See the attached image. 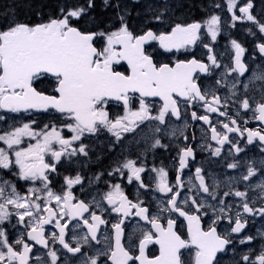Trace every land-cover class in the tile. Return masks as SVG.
<instances>
[{"label":"snow or ice","instance_id":"obj_1","mask_svg":"<svg viewBox=\"0 0 264 264\" xmlns=\"http://www.w3.org/2000/svg\"><path fill=\"white\" fill-rule=\"evenodd\" d=\"M102 3L105 9H116L119 27L87 31L76 26L74 21H79L89 9L96 7L95 0H86V5L64 4L60 7L58 15L50 16L43 22L14 20L7 26L0 27V109L12 113L54 110L65 118L59 129L55 124H45L43 128L36 130V122L30 121L12 126L11 130H0V142L6 145L0 147V170H12L15 167L18 169L15 174L19 179L39 182L41 185L29 187L26 194L21 195L15 184L7 180L0 181V264H30L32 246L24 240L23 234L10 241L3 227V223L9 221L13 215L18 224L29 229L26 233L28 239L45 248H48L49 240L45 236L44 225L54 221L58 234L52 233V243L58 242L68 253L80 254L84 257L81 264H100L101 257H106L110 264H186L182 259L184 249H194L191 264H219L218 253H225L232 245V234H239L246 228L247 222L242 220L244 214L264 216V207H252L246 191L236 189L224 191L222 196L219 195L216 191L218 184L210 188L199 167L195 169V179L199 182L197 195H187L184 199H180V196L185 182L179 174L175 184L171 185L164 168L153 169L158 174V191L170 195L166 202L158 201L159 207L155 214L151 213L149 207L144 206L143 201L130 200L119 183L111 185L110 190L103 195V200L111 206L112 213L122 215L111 225L114 235L105 237L106 241L114 243L109 242L106 251H97L94 255L84 252L83 247L90 246L91 241L99 243V226L106 225L108 221L97 215L89 203L73 195V186L82 184L83 177L80 174L75 177L65 176L67 190L60 193L53 191L51 187L49 173L57 170V163L63 157L67 156L70 160L77 154L88 155L87 146L82 142L78 148L73 146L74 142L81 141L86 133L95 134L103 127L119 140L123 133L132 132L143 121L157 120L163 124L166 122V114L169 113L179 119L181 104L194 107L201 103L207 113L218 112L220 116L227 117L229 122H219L225 130L224 134H221L217 126L212 124L209 115H198L196 111L191 113L194 120H202L209 125L211 139L219 145L231 144L232 149L240 153L243 149L238 143H233L227 133L238 132L241 136L247 133L248 143L251 144L258 138L261 151H264V128L241 129L236 117L229 115L227 111H220L221 97L216 95L215 91L210 94L208 89L202 90L198 83V73L211 74L213 67L221 66L210 43L203 44L208 50L207 63L195 57L161 63L154 59L153 52L148 51L150 42H157L159 47L168 53L173 49L179 51L195 45L201 40V29L204 26L211 41H216L220 23L218 15H211L204 25L200 22L176 23L171 26L170 31L157 32L148 28L137 34L130 30L127 22L128 9L122 7L119 0L115 3L102 0ZM236 7L237 0H227V10L232 14L233 22H252L258 31L264 34V22L252 14L253 0H247L246 4L239 7V16L234 11ZM154 18L161 20L162 13ZM98 39L103 41L101 47L96 46ZM231 45L235 50V66L225 68L228 73L238 72L243 75L247 71L245 63L242 62L246 50L236 40H232ZM256 47L259 53L264 55V42L258 43ZM122 62L127 65L123 71L118 70L123 67ZM254 78L264 81V74ZM44 82H47L46 87L41 88L40 85ZM216 83L219 85L220 81L217 80ZM225 86L229 87V91L235 96L236 93L232 89H235L236 84L226 83ZM248 86L247 83L244 84L246 90ZM149 97L159 98L163 102L155 116L152 115L153 109L147 101ZM112 101L122 104L124 109L123 115L115 119L110 118L107 110ZM137 103L138 107H134ZM238 103L242 109L252 112L253 119L264 122V102L256 103L253 108L245 96ZM223 106L227 107V99L224 100ZM236 115H240L239 111ZM4 119L5 117L0 115V121ZM62 128H67L72 133L70 138L62 135ZM24 137L31 138L35 143H28L27 147L21 146ZM156 146L166 147L159 139L153 144V147ZM46 154L50 155L55 163L47 162ZM220 154L221 147L212 150L213 156ZM193 156L191 147L181 149L179 170H183L187 166V158ZM135 164V161L128 159L108 172V175L119 173L123 176L127 170L129 183L134 179L140 182V187L147 188L148 185L141 177L145 169ZM249 165L246 174L242 175L243 181H249L256 174L251 162ZM227 167L235 169L238 163H228ZM96 179H100V176ZM187 183L191 193L197 186L191 178ZM258 187L264 194V182ZM201 191L216 203H207L204 200L198 202L197 196ZM229 196L241 198L235 211L232 203L224 199ZM261 199H264V196ZM53 201L55 207L51 206ZM93 204L104 210L100 201L93 200ZM9 206L14 211H10ZM189 208L194 210H186ZM208 208L212 210L213 218L205 229L202 221L207 216ZM165 212L169 213L166 226L161 223L162 214ZM85 214H88L90 219ZM172 214H178L177 218L173 219ZM132 215L150 224L151 228L142 231L138 243L132 241V246L126 247L122 243V225L124 218ZM180 217L187 222L186 238L177 227ZM224 219H227L231 227L230 232L221 234L217 225ZM78 220L83 221L87 232L83 236L76 235L75 230L80 229L81 225L78 222L75 224L73 247L65 237L69 221ZM261 235L264 236V233ZM253 239V236H246L239 242L245 244ZM149 244L159 246L158 255L147 254ZM136 252L138 254H135ZM47 255L51 264H58L55 249H49ZM241 259L245 264H264V248L254 260L249 254H244ZM36 260L39 261L40 257H36Z\"/></svg>","mask_w":264,"mask_h":264},{"label":"flooded vegetation","instance_id":"obj_2","mask_svg":"<svg viewBox=\"0 0 264 264\" xmlns=\"http://www.w3.org/2000/svg\"><path fill=\"white\" fill-rule=\"evenodd\" d=\"M247 3V0H237V7L234 9L236 15L239 13V7ZM254 8L252 14L257 17L258 20L264 22V0H253ZM213 14L220 17L219 32L217 33L216 41H211L210 35L207 33L206 26L201 29V40L197 41L195 45L189 46L186 49H180L179 51L173 49L171 53L165 52L161 49L157 42H150L151 46L148 47L149 52L154 53V59L161 63H168L175 59H192L195 57L198 60L204 62L207 61L208 50L203 47L204 43H210L213 48V54L216 56L219 64V68L213 67L211 74L198 73V83L201 85L202 90L208 89L211 94L215 91V94L221 97L220 111H227L229 115L234 116L238 120V125L241 129L249 128L256 130L258 128H264V122L257 121L252 118V112L244 110L240 107L238 101H242L245 96L250 100L252 107L258 102H264V81L257 80L254 77L256 75L264 74V55L260 54L257 49V44L264 42V34L258 31V28L252 22L241 20L233 22L231 20V13L227 10V0H225L221 7L218 8ZM211 14V15H213ZM210 15V16H211ZM201 19L198 21H187V23L200 22L204 25V22L208 20ZM233 23L235 26H233ZM176 24V23H175ZM164 25V24H163ZM162 24L157 23L154 31H170V28L163 27ZM250 29V31H249ZM236 40L245 48V53L242 57V62L245 63L247 71L241 75L238 72L228 73L225 66L228 68L234 67V55L235 50L231 45V41ZM103 41L97 40V47H101ZM123 67L118 70L123 71L127 68L125 62H122ZM219 80L220 84L217 85L216 81ZM44 82L40 85L41 88L46 87ZM236 84L235 96L229 91V87L225 84ZM249 86L247 90L244 88V84ZM50 91V89H48ZM230 97V99H229ZM227 99V107L223 106L224 100ZM147 101L152 107V115L155 116L159 112V108L162 106V101L159 98H147ZM134 107H138V103L134 104ZM107 110L110 114V118L115 119L117 116L123 115L124 109L122 104H118L112 101L107 106ZM196 111L198 115H209L212 124L216 125L218 131L224 134V129L219 122H229L227 117H222L219 113H207L201 103H197L194 107H186L183 104L180 106V118L177 119L171 114H166V122L161 124L157 120H146L140 123L136 129L132 132L123 133L121 139L117 140L116 137L107 131V129L101 127L95 134H85L81 138V141L74 142V147H79L82 142L87 146L88 155L77 154L74 157H63L62 160L57 163V170L50 172L49 177L52 181L51 187L53 191L60 193L62 190H67L64 183V177L80 174L83 177L82 184L74 185L72 188L73 195L79 199L89 203L97 215H101L103 219L108 221L106 225H100L98 229L99 243L91 241L90 246H84L83 251L89 255H94L97 251H106L109 242L105 237H112L114 235L112 230V223L117 222L121 215L111 212V206L107 204L106 200H103V195L110 190V186L116 183L121 185V189L124 194L133 202L143 201L144 206L149 207L152 214L157 212L159 207L158 201H165L170 198V195L164 194L158 191L156 185L158 182V174L153 169L164 168L167 173V180L171 185L175 184L176 177L179 174L185 182V186L181 189L182 195L180 199H184L187 195H197L199 182L195 179V169L197 167L202 169V175L205 177L206 183L210 188L214 184H218L216 191L219 195H223L224 191L240 190L247 192V199L254 208L264 207V199H261L264 194L260 192L258 185L264 182V151H261L260 142L254 139L253 143L249 144L247 141V133L243 136L238 132L227 133L233 143H238L239 147L243 149L242 152L236 153L232 149L231 144L226 143L221 146L216 141L211 139V130L208 124L202 120H194L191 113ZM239 111L240 115L236 113ZM0 115L5 119L0 121V130H11L12 126H19L24 122L35 121L34 127L39 130L44 127L45 124H55L57 128H61L62 122L65 118L54 110L48 112L30 110L29 112L12 113L9 111H2L0 109ZM247 121V123H245ZM159 129V131H157ZM62 135L65 138H70L72 133L67 128H62ZM187 137V139H185ZM159 139L161 144L166 147L156 146L153 147L155 140ZM28 143H35L34 140L28 137L22 138L23 147H27ZM211 146V147H209ZM0 147H6L0 142ZM59 147L58 145L56 146ZM191 147L194 151L193 157L187 158V166L183 170H179V153L183 148ZM216 147H221V154L219 156H213L212 150ZM47 162L55 163L50 155L46 154ZM128 159L136 162L135 166L143 167L144 172L141 173L142 180L147 188L140 187V182L133 179L132 183L128 182L127 170L125 174L121 176L119 173H114L112 176L108 175V172L112 171L115 167L122 165ZM238 163V167L235 169H229L228 163ZM251 166L256 169V174L251 177L249 181H243L242 175L246 174L247 168ZM18 171L15 167L12 170H0V181L7 180L11 184H15L17 190L21 195L26 194L29 187H41L39 182L25 181L18 178L15 174ZM100 179H96L97 176ZM192 179L193 183L197 186L189 193L188 180ZM231 178V179H230ZM10 191V189H9ZM7 194V192H6ZM198 202L204 200L207 203L215 204L216 201H212L211 197H208L202 191L197 196ZM224 199L233 205V210H236V205L240 202L241 198L235 196L224 197ZM93 200L100 201L102 208L95 207ZM2 202V201H0ZM52 207H55V202H52ZM10 211L14 209L9 206ZM186 210H194L192 208ZM207 216L203 219L202 224L205 229L210 224L213 218L212 210L206 209ZM46 216V214H44ZM86 217L90 219L88 214ZM178 214H172V218L176 219ZM169 213L162 214L161 223L166 226ZM242 220H246V228L243 229L241 235L232 234V241L239 242L244 236H254L255 233L261 237V231L256 226H263L264 216L261 215H249L244 214ZM81 225L80 229L75 230V234L83 236L87 232V228L83 226V221H69V228L66 232V241L72 243L75 246V241L72 240L73 228L76 223ZM8 236L11 240H15L21 234L26 242L32 246L30 253V264H51L50 257L47 255L49 249H55L58 256V264H81L84 257L80 254L68 253L66 249L62 247L58 242L53 244L51 241V235L53 232L58 234V229L55 226V222L52 224L44 225L45 236L48 238V248L43 245L36 244L34 241L28 239L26 233L29 229H26L23 225L17 223V218L13 215L9 221L3 223ZM124 235L122 237V243L126 247L132 246V241L138 243L139 237L142 235V231L150 229L151 225L147 224L144 220L134 215L124 218ZM177 227L179 231L185 236L187 235L186 222L181 217L178 219ZM230 225L227 219L222 220L217 225V230L224 234L225 231L230 232ZM131 238V239H130ZM231 247V245L229 246ZM261 251V250H260ZM146 252L149 256L159 254V246L149 244ZM135 254H138L136 252ZM225 253H220L218 258ZM194 255V249L189 251L187 249L182 250V259L191 262ZM36 257H40L37 261ZM100 264H110V261H106V257H101ZM131 264V262H130ZM138 264V262H136Z\"/></svg>","mask_w":264,"mask_h":264},{"label":"trees","instance_id":"obj_3","mask_svg":"<svg viewBox=\"0 0 264 264\" xmlns=\"http://www.w3.org/2000/svg\"><path fill=\"white\" fill-rule=\"evenodd\" d=\"M225 0H119L122 7L128 9L127 22L130 30L137 34L164 24L170 28L175 23H187L206 19L213 14ZM115 3L116 0H111ZM64 4L86 5V0H0V27L7 26L12 21L38 23L46 21L50 16H56ZM96 7L89 9L79 21H74L82 30L99 31L119 27L116 9L103 7L102 0H95ZM219 4L220 7H215ZM162 13L161 20L154 17ZM162 21V22H161ZM164 21V22H163ZM180 21V22H179ZM246 237V236H244ZM254 239L245 244L233 242L225 254L218 258L219 264H245L241 259L249 254L252 259L260 253V238L255 233ZM264 248V247H263ZM186 264L191 262L185 260Z\"/></svg>","mask_w":264,"mask_h":264},{"label":"rangeland","instance_id":"obj_4","mask_svg":"<svg viewBox=\"0 0 264 264\" xmlns=\"http://www.w3.org/2000/svg\"><path fill=\"white\" fill-rule=\"evenodd\" d=\"M258 229H260V231L262 233H264V224L263 226H256ZM259 236V235H258ZM260 238V242H259V250H261L263 247H264V236L261 235V237L259 236Z\"/></svg>","mask_w":264,"mask_h":264},{"label":"water","instance_id":"obj_5","mask_svg":"<svg viewBox=\"0 0 264 264\" xmlns=\"http://www.w3.org/2000/svg\"><path fill=\"white\" fill-rule=\"evenodd\" d=\"M2 111H8V110H5V109H1ZM182 218V217H181ZM183 219V218H182ZM186 222V221H185ZM186 224H187V222H186ZM186 229H187V227H186ZM242 232H243V230H242ZM242 232L241 233H239V234H234V235H241L242 234ZM220 253H218V255H219Z\"/></svg>","mask_w":264,"mask_h":264},{"label":"bare ground","instance_id":"obj_6","mask_svg":"<svg viewBox=\"0 0 264 264\" xmlns=\"http://www.w3.org/2000/svg\"><path fill=\"white\" fill-rule=\"evenodd\" d=\"M162 22V21H161ZM164 22V21H163ZM180 22V21H179ZM182 23V22H181Z\"/></svg>","mask_w":264,"mask_h":264}]
</instances>
